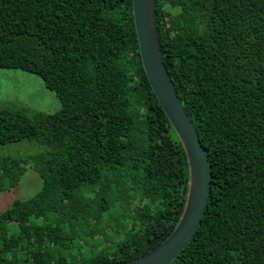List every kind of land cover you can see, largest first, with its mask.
<instances>
[{"label": "trees", "instance_id": "16d2710c", "mask_svg": "<svg viewBox=\"0 0 264 264\" xmlns=\"http://www.w3.org/2000/svg\"><path fill=\"white\" fill-rule=\"evenodd\" d=\"M162 54L213 166L193 242L171 264H264V0H154ZM0 70L40 77L62 108H0V145L45 150L42 189L0 212V264H127L185 210V149L143 67L132 0H0ZM1 189V187H0Z\"/></svg>", "mask_w": 264, "mask_h": 264}, {"label": "water", "instance_id": "95a60500", "mask_svg": "<svg viewBox=\"0 0 264 264\" xmlns=\"http://www.w3.org/2000/svg\"><path fill=\"white\" fill-rule=\"evenodd\" d=\"M132 2L143 67L185 149L190 182L184 213L172 235L151 253L127 264H171L193 242L202 225L212 192L213 166L164 62L154 0Z\"/></svg>", "mask_w": 264, "mask_h": 264}, {"label": "rangeland", "instance_id": "374dc122", "mask_svg": "<svg viewBox=\"0 0 264 264\" xmlns=\"http://www.w3.org/2000/svg\"><path fill=\"white\" fill-rule=\"evenodd\" d=\"M0 108L33 109L45 114L61 110L62 102L56 93L46 88L43 80L21 70H0ZM36 140L0 145V165L5 160L29 158L45 150ZM16 179V178H15ZM15 179H0V212L11 207L17 199H29L43 187L38 170L28 166L15 187Z\"/></svg>", "mask_w": 264, "mask_h": 264}]
</instances>
